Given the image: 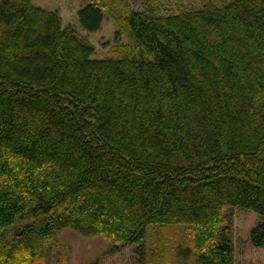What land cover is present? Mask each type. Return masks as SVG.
<instances>
[{"label": "trees", "instance_id": "obj_1", "mask_svg": "<svg viewBox=\"0 0 264 264\" xmlns=\"http://www.w3.org/2000/svg\"><path fill=\"white\" fill-rule=\"evenodd\" d=\"M200 1L88 0L82 29L117 25L93 58L57 10L0 0V264H47L64 228L142 254L173 224L197 264H233L226 207L264 248V0Z\"/></svg>", "mask_w": 264, "mask_h": 264}, {"label": "rangeland", "instance_id": "obj_2", "mask_svg": "<svg viewBox=\"0 0 264 264\" xmlns=\"http://www.w3.org/2000/svg\"><path fill=\"white\" fill-rule=\"evenodd\" d=\"M37 6L55 9L65 24L74 27L95 45L93 58L116 57L111 48L115 45L117 25L110 17H105L97 31L89 32L81 28L77 12L88 0H32ZM131 7L139 8L144 0H129ZM165 5L176 10L178 4L199 7L200 0H162ZM121 42H126L124 36ZM223 225L228 227L229 237L234 247L233 264H264V248L254 247L249 240L250 229L259 221L256 213L238 207H226L222 212ZM25 222L21 220L17 223ZM11 228L7 232H10ZM191 234L181 224L150 226L142 245V254L136 251V244L111 243L102 234L86 236L72 228H64L46 249L47 264H197V256L190 249ZM117 247L111 251L110 248ZM190 249L186 254L183 252Z\"/></svg>", "mask_w": 264, "mask_h": 264}]
</instances>
